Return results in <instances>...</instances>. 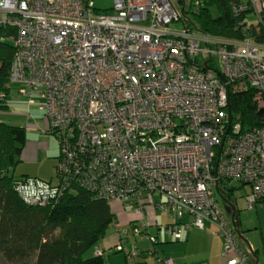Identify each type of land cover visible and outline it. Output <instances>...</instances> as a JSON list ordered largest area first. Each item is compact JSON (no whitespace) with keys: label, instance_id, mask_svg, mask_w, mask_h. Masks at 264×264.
<instances>
[{"label":"built area","instance_id":"built-area-1","mask_svg":"<svg viewBox=\"0 0 264 264\" xmlns=\"http://www.w3.org/2000/svg\"><path fill=\"white\" fill-rule=\"evenodd\" d=\"M183 1L113 0L100 12L94 0H0V30H15L10 83L24 97L40 94L62 145L57 184L28 181L17 192L41 207L73 187L133 204L143 236V210L158 195L156 209L194 217L187 228L215 224L228 264H249L215 191L238 182L251 189L249 210L264 204V107L261 126L248 130L233 124L230 107L231 93L248 89L264 102V45L193 32ZM251 5L264 23V0ZM165 233L181 238L173 227ZM117 250L139 255L125 239Z\"/></svg>","mask_w":264,"mask_h":264},{"label":"trees","instance_id":"trees-1","mask_svg":"<svg viewBox=\"0 0 264 264\" xmlns=\"http://www.w3.org/2000/svg\"><path fill=\"white\" fill-rule=\"evenodd\" d=\"M183 3L186 4V0ZM196 3L199 5L196 6ZM213 8L216 9L217 16L212 13ZM187 14H191L192 19H187ZM252 14L255 13L251 0H194L190 11L187 12L185 8L183 19L185 26L195 33L223 40L243 41L249 38L258 45H264V23L259 21L257 25L250 24ZM13 37L15 30H0V264H106L104 253L95 256H88V253L117 224L110 202L80 187H73L59 199L50 202V205L41 207L27 204L17 192L20 183L31 181L37 185L52 182L15 175L16 169L23 163L28 140L24 127L2 121V117L10 110L8 97L12 87L10 75L15 47L7 39ZM230 107L233 124H241L243 130L261 126L263 118L260 112L264 102L256 90L231 93ZM48 132L58 139L56 133L50 129ZM58 143L60 155L55 168L62 152L59 139ZM232 183L234 181H220L219 190L215 191L219 207L217 195L223 198V202L235 200L233 194L236 188ZM240 186L244 188L243 185ZM222 210L227 221L231 223L225 203ZM238 215L239 210L236 214L238 219L232 220L237 224L235 237L239 241L238 234L247 232L240 230ZM188 216L176 218L178 223H168L166 227L176 229L174 226L185 224L184 218ZM188 225L190 224H186V227ZM136 227L137 225L133 226L134 229ZM124 235L123 231L119 232L120 239H125ZM182 236L183 234L180 239L173 236V242L181 241ZM148 252L149 254L145 251L138 253V258L155 256L158 253L156 248L154 252ZM254 255L255 259L248 258L249 264L256 263L258 251ZM159 257L162 262L169 259L161 255ZM159 259L157 257L156 261Z\"/></svg>","mask_w":264,"mask_h":264},{"label":"rangeland","instance_id":"rangeland-1","mask_svg":"<svg viewBox=\"0 0 264 264\" xmlns=\"http://www.w3.org/2000/svg\"><path fill=\"white\" fill-rule=\"evenodd\" d=\"M194 0H186V11H190L191 5L193 4ZM95 10H98L100 12H111L113 8V0H94L93 2ZM212 13L217 16L216 9L211 10ZM181 13V11H180ZM187 19H192L191 14L186 15ZM250 24L257 25L259 23V20L255 14H252V16L249 19ZM173 27L176 29H180L182 25L180 23H174ZM216 68L218 70L221 69L220 64L216 60ZM220 68V69H219ZM22 90L21 87L18 85H12L11 92L8 97V105H9V111L5 116L2 117V121L7 124H12L16 126H21L26 129L27 132V149H29V153H27V157H30L27 160H24L23 163L20 164V166L16 169L15 175L17 177H23L28 176L30 178H35L38 180L46 181V182H52L53 185L57 184V178L54 173L55 171V165L57 163V159L60 155V148L58 139L55 135L48 132L49 125L48 121L45 117V112L40 109L42 105H44L45 101L44 99L38 94H34L31 97H24L20 94V91ZM30 101L34 102L33 104H30ZM233 187L236 188L234 191V204L239 210V220L241 223V229H245V227H251L252 224H256L253 220L258 219L259 217L262 219L264 217V212L262 211L263 208L258 206L257 208L254 207L252 210H249L247 208L246 203V197L251 193V189L249 187H242L238 182L232 183ZM240 188V189H239ZM219 205L222 209H224V202L223 198L219 195H217ZM114 203V202H112ZM153 206L149 208L150 212L153 214H156L157 219L160 220L162 223L165 219V222L169 221L168 223L176 224L178 223V216L171 215L168 213H163L160 210L156 209L154 205H158L161 203V198L158 195H155L153 198ZM112 209L115 211H123L126 213H132L134 214V206L133 205H127L126 203H117V204H111ZM115 213V212H114ZM117 215V213H115ZM259 216V217H258ZM175 217V218H174ZM120 218V217H119ZM230 218V221H232V218ZM194 222V217L188 216L184 218V223L181 225H176L174 228L176 230H182L184 233L183 242L178 243L174 248H176V251H170L168 250L167 245L165 248H167L168 252L164 254L161 250L163 242L170 240H174L172 238L173 236H168L165 233L164 228H162L160 231L152 225H149L148 232L151 235V238H155L157 244L155 245L154 242H152L149 237L143 235H137L135 234L134 229L132 226L125 225L119 228V230L126 229L128 230V234L124 235V238L126 239V245L128 248L136 247L139 253L146 252V254H149L148 251H155V248L157 249L158 253L157 255H161L162 257L166 256H172L175 252H180L182 249V245L187 240V234H194V239L198 235H202L201 230H198L197 228L187 229L186 224L192 225ZM168 223H165L163 226L166 227ZM206 224V228L208 227ZM135 225H139V222ZM152 226V227H151ZM115 226L111 228V230L108 231L107 236H110L114 234ZM246 234V233H245ZM258 238H260V235H257ZM247 239V238H246ZM248 240V239H247ZM250 240V239H249ZM248 240V241H249ZM177 242V241H174ZM250 243V242H249ZM251 244V243H250ZM101 246V242L98 244ZM208 243H203L202 245L199 243L198 239L192 240L191 244L189 246V253L190 254H200L205 253L207 250ZM173 246V245H171ZM97 247V246H96ZM96 247L88 253V256H92L94 254V250ZM147 247V248H145ZM202 247V248H201ZM145 249V250H144ZM113 258V264H136L135 259H128L126 257L125 253L117 252V250H112L111 253L105 254V260L107 264H109V258ZM138 263L141 264H158L156 261V258L154 256H148L145 259L143 257L138 258ZM224 264H227L228 258H224ZM211 261V260H210ZM209 260L203 259L201 261H198L196 264H211ZM214 264H223L222 260L219 261L218 259L214 260Z\"/></svg>","mask_w":264,"mask_h":264},{"label":"crops","instance_id":"crops-1","mask_svg":"<svg viewBox=\"0 0 264 264\" xmlns=\"http://www.w3.org/2000/svg\"><path fill=\"white\" fill-rule=\"evenodd\" d=\"M36 94L38 95V92H34L32 94V96ZM40 95V94H39ZM30 104L34 105L33 101H30ZM41 108V107H40ZM27 148V146H26ZM29 149H27V151H24V155H23V161L27 160L30 157H27V153H29ZM119 202H114L111 204H117ZM258 206H260L261 208H263V212H264V204H257L255 207L257 208ZM151 206H147L146 209L143 210V218H144V222L147 223V228H149V225H152L153 227H155V229H159V231L164 228V224L168 223L167 221H164L161 223L159 219H157L156 214H153L152 212H150L149 208ZM113 210V209H112ZM113 212L117 213L116 217H117V224L115 226V231L114 234L110 235V236H106L104 238L103 241H101V246H97L96 249L94 250V254L93 256L96 255V250L99 249L101 250L102 253H104V255L107 253H111L112 250H117V245L119 244L118 241H120V237H119V232L120 231H127L126 229H122L119 230L120 227L125 226V225H131L132 228L133 226H136L135 224L138 223L141 219V217L139 215H136L135 213H126L123 211H117V210H113ZM135 212V211H134ZM120 217V218H119ZM229 217H231L232 219H235V217H232L229 215ZM237 217V216H236ZM259 217V216H258ZM238 219V218H236ZM256 224H252L251 227H245V229H243V231H246L247 233L243 234V238L244 239H250L249 242L251 243V246L253 248V250L258 251V258L259 261L255 264H264V217L261 219L260 217L258 219L253 220ZM151 226V227H152ZM208 227H205L204 232H202V235H198L196 236L195 239L199 240V243L202 245L203 243H208L207 245V250L205 251V253H200V254H190L189 253V246L191 244L192 240L194 239V234H187V240L186 242L182 245V247H180V249H182L180 252H175L172 256H166L168 258H171L175 261V264H196L198 261H201L203 259L206 260H211L210 263L214 264V260L218 259L219 261L222 260L223 264H224V258H228V257H224V246H225V239L222 233H219L217 227L214 224H208ZM194 228V227H192ZM134 229V228H133ZM190 229V228H187ZM111 230V229H110ZM148 230V229H147ZM240 230H242L240 228ZM148 235H144L147 236L146 238L148 239V237H151L150 233L147 232ZM181 234H183L181 241L179 242H173L172 240L168 241H164L162 245V252L164 254H166V252L172 251H176V248H174L178 243L183 242V238H184V233L181 231ZM257 235H260L258 238ZM246 239V240H247ZM126 240V239H125ZM169 245V246H167ZM173 245V246H171ZM167 246V248H165ZM147 248V247H145ZM202 248V247H201ZM145 250V249H144ZM166 251V252H165ZM139 253V251H138ZM155 258L158 257V259L160 258L159 255H155ZM165 257V256H164ZM113 258H109V264H113ZM145 259V258H143ZM136 260V264H141L138 263L139 259H135ZM162 259L160 258L157 262L158 264H163V262L161 261ZM229 261V258H228ZM227 261V264H228ZM107 264V262H106Z\"/></svg>","mask_w":264,"mask_h":264},{"label":"water","instance_id":"water-1","mask_svg":"<svg viewBox=\"0 0 264 264\" xmlns=\"http://www.w3.org/2000/svg\"><path fill=\"white\" fill-rule=\"evenodd\" d=\"M260 115H263V110L260 112ZM219 190L218 185L216 186V191ZM225 203V210L226 213L232 217H236V214L238 212L237 207L235 206L234 203L228 200H224ZM236 219V218H235ZM237 220V219H236ZM244 233L238 234L239 236V245L241 247V250L247 255L248 258H253L255 259V250H253L251 244L249 243L248 240L244 239L243 236ZM257 262L259 261V258H256Z\"/></svg>","mask_w":264,"mask_h":264},{"label":"flooded vegetation","instance_id":"flooded-vegetation-1","mask_svg":"<svg viewBox=\"0 0 264 264\" xmlns=\"http://www.w3.org/2000/svg\"><path fill=\"white\" fill-rule=\"evenodd\" d=\"M232 203H234V200H232ZM237 218V217H236Z\"/></svg>","mask_w":264,"mask_h":264}]
</instances>
